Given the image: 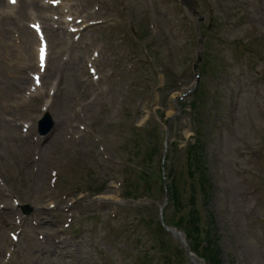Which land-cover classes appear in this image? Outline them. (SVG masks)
I'll return each mask as SVG.
<instances>
[{"label": "rangeland", "instance_id": "374dc122", "mask_svg": "<svg viewBox=\"0 0 264 264\" xmlns=\"http://www.w3.org/2000/svg\"><path fill=\"white\" fill-rule=\"evenodd\" d=\"M81 1L86 9L99 4L101 10L95 17H110L113 24H104L96 35H85L77 43L66 37L70 49L57 44L56 40L61 42L62 38L50 32L53 51L48 76L55 75L53 70L59 62L64 67L58 74V91L51 108L52 115L61 123L40 143L38 158L31 140L23 139L19 126L13 125L17 120H33L38 113V102L26 103L23 110L18 107L19 90L14 89L13 81L15 84L22 81L20 63L12 60L14 65L6 66L0 62V240L5 242H0V255L7 242L5 229L12 218L11 197L37 206L36 221L42 223L37 231L44 236L37 239L27 222L25 234L20 238V250L12 251L7 263L4 255L0 264H130L127 250L131 246L111 233L103 237L105 223L101 224V220H107V208L95 210L89 198L76 207L75 215L79 209L87 217L78 220L68 242L56 244L46 235L50 231L49 223L59 220L44 208L48 199L58 200L56 196L50 198L52 189L72 195L78 185L97 188L104 183L103 193H112L113 188L109 187L112 182L106 186V179L121 177L113 173L116 166L112 163L133 151L127 147L125 138L132 124L141 122V110L149 109L154 97L155 107L163 110L165 116L177 111L167 93L173 88L172 81L164 82L157 97L156 74L150 68L151 81L144 91V76L135 75L127 66L130 64L127 52H137V47L130 50L128 42L106 35L118 33L124 21L145 24L148 34L144 42L155 49L156 73L163 70L165 78L173 74L174 84L178 86L180 80V89L189 87L193 81L190 65L195 46L193 40L183 46V39L192 36L191 32L182 31V26L194 28L196 21L175 0H170V5H164L162 0ZM199 4L206 22L210 15L215 20L206 36V55L202 61L206 73L199 82L207 100L204 110L197 111L198 120L195 119L209 179L205 211L216 227L218 238L219 261L215 264H264V238L260 235L261 229L264 230V38L252 41L259 30L264 32V0H201ZM1 22L8 31H21L26 18L22 16L17 25L15 18L0 15V26ZM243 25L248 26L243 28ZM91 40L93 46L101 47L100 59L106 72H111L98 85L85 80L86 72L79 64L88 50L85 42ZM241 40L238 48L234 42ZM247 42L251 44L246 49ZM62 55L67 59L63 60ZM215 63L217 68L210 74ZM15 71L17 77L12 78ZM178 109L170 133L178 145H174L166 162L167 169L171 168L172 176L177 179L185 169L184 146L194 140L193 112L188 106L183 113ZM78 123L90 127L100 141L94 143L88 137L75 141L66 136L68 128L75 129L73 125ZM58 158L62 160H59L61 173L58 172L53 187L48 167ZM183 181H187L184 175ZM183 183L179 181V186ZM144 212L140 209V213ZM171 213L167 210L168 215ZM146 215L154 221L157 219L155 209ZM116 235H120L118 231Z\"/></svg>", "mask_w": 264, "mask_h": 264}, {"label": "snow or ice", "instance_id": "6c2138e0", "mask_svg": "<svg viewBox=\"0 0 264 264\" xmlns=\"http://www.w3.org/2000/svg\"><path fill=\"white\" fill-rule=\"evenodd\" d=\"M12 2H15V0H12Z\"/></svg>", "mask_w": 264, "mask_h": 264}]
</instances>
